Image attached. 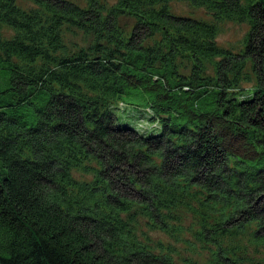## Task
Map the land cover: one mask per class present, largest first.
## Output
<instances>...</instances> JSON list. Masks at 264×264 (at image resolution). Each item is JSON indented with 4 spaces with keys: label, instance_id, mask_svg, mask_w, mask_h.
<instances>
[{
    "label": "trees",
    "instance_id": "1",
    "mask_svg": "<svg viewBox=\"0 0 264 264\" xmlns=\"http://www.w3.org/2000/svg\"><path fill=\"white\" fill-rule=\"evenodd\" d=\"M200 263L264 264V0H0V264Z\"/></svg>",
    "mask_w": 264,
    "mask_h": 264
},
{
    "label": "rangeland",
    "instance_id": "2",
    "mask_svg": "<svg viewBox=\"0 0 264 264\" xmlns=\"http://www.w3.org/2000/svg\"><path fill=\"white\" fill-rule=\"evenodd\" d=\"M174 11L176 14L181 15H191L195 18H205L204 12L202 11H192L188 9L183 4H175L173 6ZM246 31V27L240 26L238 24L234 23H226L221 25L220 33L217 37V44L222 47H234L237 46L242 37L244 36ZM135 114V113H132ZM115 115L117 119L119 120V124L123 125H130L134 129H136L140 134L150 135L155 133L153 130L150 131V128L148 126V123L144 119H138L140 118L137 114L136 116L132 117L127 111L126 108H120L115 111ZM155 239H163L166 240V237L159 234H153L152 235ZM204 260L203 255L199 256V261ZM202 264V263H200Z\"/></svg>",
    "mask_w": 264,
    "mask_h": 264
}]
</instances>
